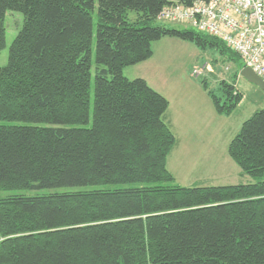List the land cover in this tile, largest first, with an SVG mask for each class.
Listing matches in <instances>:
<instances>
[{"label": "trees", "instance_id": "1", "mask_svg": "<svg viewBox=\"0 0 264 264\" xmlns=\"http://www.w3.org/2000/svg\"><path fill=\"white\" fill-rule=\"evenodd\" d=\"M173 1L0 0V52L6 13L24 17L0 67V191L69 188L0 198V264H264V109L229 145L257 182L183 186L167 167L169 100L124 74L167 36L239 56L158 24ZM202 82L219 113L243 99L233 83L217 96Z\"/></svg>", "mask_w": 264, "mask_h": 264}, {"label": "rangeland", "instance_id": "2", "mask_svg": "<svg viewBox=\"0 0 264 264\" xmlns=\"http://www.w3.org/2000/svg\"><path fill=\"white\" fill-rule=\"evenodd\" d=\"M96 14L97 11L94 14L95 27L92 45V95L96 67ZM131 14L136 15L134 12ZM23 21L24 17L21 12L9 10L6 13V46L0 52V67L8 64L10 46L21 30ZM157 23L166 27L198 31L188 22L157 21ZM152 46L153 55L145 61L125 67L124 74L131 79L144 78L149 85L178 104L193 101L199 106L201 114L192 125H195L197 120L209 125L207 131L210 134V142L204 145L206 147L202 152L199 151L198 143L201 134L197 129H191V125H187L182 134H178L180 146L175 149V145L167 161V167L175 176V182L183 186L257 182L258 178L242 174L240 166L229 155L230 142L240 132L244 122L257 110L264 109V90L241 75V70L245 67L241 57L235 54L234 60H232L210 45L201 48L194 42L169 36L154 41ZM203 80L206 81L209 90L217 96L222 95L220 89L222 81L233 83L236 92H241L243 95L239 106L231 114L219 113L214 108L212 98L205 89ZM188 117L189 121L193 120V117ZM67 189L69 188L39 191L31 189L1 190L0 198L12 194L34 195Z\"/></svg>", "mask_w": 264, "mask_h": 264}, {"label": "built area", "instance_id": "3", "mask_svg": "<svg viewBox=\"0 0 264 264\" xmlns=\"http://www.w3.org/2000/svg\"><path fill=\"white\" fill-rule=\"evenodd\" d=\"M159 21L188 22L198 31L222 40L245 66L264 79V0H175L158 14Z\"/></svg>", "mask_w": 264, "mask_h": 264}, {"label": "crops", "instance_id": "4", "mask_svg": "<svg viewBox=\"0 0 264 264\" xmlns=\"http://www.w3.org/2000/svg\"><path fill=\"white\" fill-rule=\"evenodd\" d=\"M167 99L169 100V108H168L167 113H166V119H167L168 123L170 124V126H171V128H172V130L175 133V136L177 138V144H176L175 149H178V147L180 146V143H181L180 138L178 137V134L179 133L182 134V132L186 128V126L191 125L190 126L191 129H197L199 131V133L201 134V135H199V139H200L199 142L198 141H196V142L199 143V151H201V152L204 151V149L206 147L204 145L210 142V140H209L210 134L207 131L209 125H205L200 120H197V123H195V125H192L195 122V120L199 117V114H201L199 111V106L196 103H194L193 101L178 104L176 101L173 102V100H170L169 98H167ZM213 104H214V102H213ZM214 108H215V105H214ZM188 116L193 117V120L189 121ZM187 122L190 124H186ZM198 131H196V132L198 133Z\"/></svg>", "mask_w": 264, "mask_h": 264}, {"label": "water", "instance_id": "5", "mask_svg": "<svg viewBox=\"0 0 264 264\" xmlns=\"http://www.w3.org/2000/svg\"><path fill=\"white\" fill-rule=\"evenodd\" d=\"M241 75L245 76L251 82L257 84L264 90V79L259 76L252 68L245 66L241 70Z\"/></svg>", "mask_w": 264, "mask_h": 264}]
</instances>
